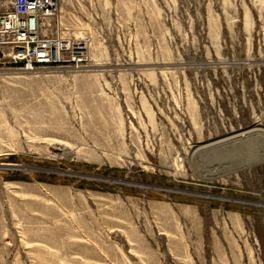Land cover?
Listing matches in <instances>:
<instances>
[{"label":"rangeland","instance_id":"374dc122","mask_svg":"<svg viewBox=\"0 0 264 264\" xmlns=\"http://www.w3.org/2000/svg\"><path fill=\"white\" fill-rule=\"evenodd\" d=\"M79 68L0 67V264H264V0H61Z\"/></svg>","mask_w":264,"mask_h":264},{"label":"built area","instance_id":"2783aa9c","mask_svg":"<svg viewBox=\"0 0 264 264\" xmlns=\"http://www.w3.org/2000/svg\"><path fill=\"white\" fill-rule=\"evenodd\" d=\"M61 0H0V67L79 69L87 62L89 41L54 31Z\"/></svg>","mask_w":264,"mask_h":264},{"label":"bare ground","instance_id":"6f19581e","mask_svg":"<svg viewBox=\"0 0 264 264\" xmlns=\"http://www.w3.org/2000/svg\"><path fill=\"white\" fill-rule=\"evenodd\" d=\"M61 35H62V36H65V35L63 34V32H61Z\"/></svg>","mask_w":264,"mask_h":264}]
</instances>
